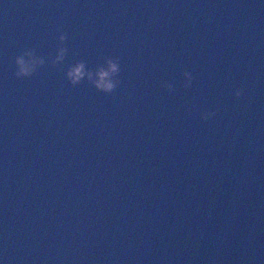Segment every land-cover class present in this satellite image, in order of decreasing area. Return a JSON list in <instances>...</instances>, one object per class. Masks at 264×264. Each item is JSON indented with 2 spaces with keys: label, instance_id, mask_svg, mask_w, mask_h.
Listing matches in <instances>:
<instances>
[{
  "label": "water",
  "instance_id": "obj_1",
  "mask_svg": "<svg viewBox=\"0 0 264 264\" xmlns=\"http://www.w3.org/2000/svg\"><path fill=\"white\" fill-rule=\"evenodd\" d=\"M0 264H264V0H0Z\"/></svg>",
  "mask_w": 264,
  "mask_h": 264
},
{
  "label": "clouds",
  "instance_id": "obj_2",
  "mask_svg": "<svg viewBox=\"0 0 264 264\" xmlns=\"http://www.w3.org/2000/svg\"><path fill=\"white\" fill-rule=\"evenodd\" d=\"M57 40L59 44L55 50V55L51 57L50 64L57 67L63 64L68 49L65 47L67 34L61 32ZM45 58L36 54L34 48L23 49L14 58L15 71L13 75L17 78H26L32 76L36 70L43 66ZM120 72L119 57H105L103 63L97 64L95 68L86 66L84 60H78L69 65L64 71L65 78L71 85H77L83 80H87L97 91L111 93L119 84L118 74ZM185 88L191 86L192 74L188 71L183 72ZM161 87L174 91L173 85L168 82H162ZM242 89H236L233 95L239 97L242 95ZM215 116V111H205L200 113L202 120H207Z\"/></svg>",
  "mask_w": 264,
  "mask_h": 264
}]
</instances>
